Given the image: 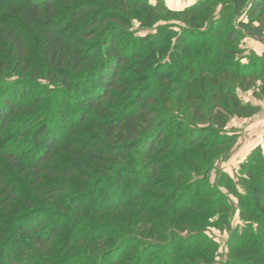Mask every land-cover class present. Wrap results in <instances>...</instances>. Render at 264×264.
Masks as SVG:
<instances>
[{
    "label": "trees",
    "instance_id": "16d2710c",
    "mask_svg": "<svg viewBox=\"0 0 264 264\" xmlns=\"http://www.w3.org/2000/svg\"><path fill=\"white\" fill-rule=\"evenodd\" d=\"M9 1L12 8L18 9H20V4L25 3L24 6L27 9L21 7V12L27 15L31 13L34 18L33 21H37L35 27L39 31L47 63L44 70H38L37 76L40 77V80L48 82V85L37 84V81L30 82V84L19 81L7 82L0 75V137L19 111L32 109L30 106L32 105L30 104L31 101L37 106L42 103L43 99L47 100L48 98L49 109L43 114L41 113L40 116L36 114V116L29 118V122H26L27 124L25 123L24 128H21L23 132L20 130L19 135L26 140V142H23L24 144L16 136L0 138V163L2 160H8L19 166L29 156L31 160H27L26 164L29 165V170L38 179V183H42L40 178L42 174H52L47 164L51 162L59 142L63 140L70 144V138H66V136L75 132L78 126L76 125L77 122L85 123L87 121V110L94 108L97 101L111 98V93L114 90L125 89L122 87L121 82L123 69L126 66H131L133 72L139 75L143 74L148 65H151L150 60L156 55L147 56L148 49L151 47V52L158 48L160 50L164 48L163 50H165L167 49L165 47L168 46V40L177 35L174 32L166 31L169 33L168 35L165 30L162 32L157 30L155 34H148L138 39L131 37L130 41L134 44H131V48L125 49L126 46L123 41L127 36V32L124 26L127 23L123 20L122 13L126 15L127 10L124 8V0H83L74 4L70 2L71 0H66L68 4L73 6L72 10H70L72 25L69 27L68 32H72L75 27L79 29L76 30L77 37L74 40L73 36H66L62 32L65 29L63 24L53 25V20L48 19L55 7V0H23L24 3L21 0ZM215 1L217 0H199L191 7L181 11L168 9L163 0H159L155 5L150 4L148 0H143L141 5L148 15L161 11L172 16L179 15L191 18V27L199 30V32L196 30L198 34L195 35L199 37L196 38L192 34L190 35V41L187 36L183 35L177 38V43L174 46L176 50L173 53L171 50V63L178 65L181 70L187 73L185 75H189L191 80L196 75L209 74V81L214 87L210 95L214 96L213 98L222 99L227 108L228 106L231 107L229 115L249 118L259 113L261 107L252 103H243L238 98V92L234 91L236 88L232 89L230 85L224 86L223 82L219 83L217 81L240 83L237 87L244 92L250 91L253 87V82H264V56L251 53L247 60L248 63L235 58L219 69H213L211 62L217 57V60H222L223 55H232V57L242 55L243 51L238 46L230 47L228 51L225 50V46L221 45L225 39H243L242 31L256 35L259 40L264 42V30L261 29L264 17V0H225L227 3L226 9H222L219 19L215 21L212 19L207 20L208 13L206 9ZM242 11H245V14L247 13L246 16L249 22H240L239 29L236 30L230 20L232 15H239ZM196 21H199L198 24H194ZM152 22L146 25H151ZM256 24L260 26L256 27ZM203 29H206L207 32ZM200 31H204L202 33L205 34L200 33ZM0 37H7L12 40L15 51L19 55L16 59L23 61L28 52L19 34L11 26L0 22ZM206 37L211 39V42ZM90 39H102L103 48L101 52L90 53L91 50L85 51L86 46H84L86 48H82V41ZM160 40H162L161 43ZM212 42L214 43L215 51H212L209 59H205L202 53L209 49V45ZM76 45H80V48H77ZM226 51L228 52L225 53ZM14 53L16 52L13 51ZM5 64H0V73L4 72L5 66L7 67V64ZM20 64L19 67L23 66L22 63ZM71 66L74 67V71H87L79 78L80 80H77L72 85L64 77L66 72L63 70L65 67ZM170 70H162L161 73L156 72L154 74L156 75L155 79L160 81L168 80V75L175 73ZM197 82L196 80L195 83ZM32 88L35 92L28 99V97L26 98V93ZM253 95L257 98L255 92H253ZM263 100L264 96L258 98V101ZM155 103V100L150 97L148 92L137 96L131 104L133 109L130 112H124L114 121L108 123V126L111 127L110 135L115 132L122 135L128 134L129 131L127 133V130L130 127H135L141 121H151L158 113L157 108L152 106ZM50 109H52L53 114L49 113ZM201 115L198 113V119L201 118ZM215 122L219 127H224V123L220 119L217 118ZM38 123L41 126H38L39 130H37L35 135L31 133L30 136H25L29 133L31 127L38 125ZM174 125L175 122L172 127ZM154 128L153 131H156ZM176 129L177 131L172 132L174 133L173 136L166 141L164 148L158 147L165 139L166 132L164 128L161 129L156 141L146 142L143 153L139 154L144 165L136 166L134 178H129L128 176L125 178L129 181V184L131 183V186L129 185L127 189H130V191L134 190L135 199L133 201L136 202V207L138 209L141 208V193L149 189L157 190L155 184L161 176H164L161 171L162 164H172L171 173L164 178L169 179L168 183L158 188L162 194H169V197L167 195L164 196L165 198L159 204L165 203L167 205L161 211L163 214L167 213V215L158 214L159 212H153L151 213L152 215L158 214L160 217L166 220L172 219V221L174 216L181 215L186 223L190 221L199 222L204 213H210L212 217L221 213L220 217L228 219L226 217L228 210H225L228 207L227 200L221 196L217 189L224 187L237 198L239 217L243 222L242 228H236L232 232L229 242L230 258L228 264H264V153L262 149L259 147L253 150L246 161L241 164L236 178L238 183L228 174L219 173L216 180L217 190L209 188L206 194L201 190V185H203L204 181L200 177L193 178L191 176L192 173L188 175L184 173L187 168L197 171L195 165L199 161V151L204 153L201 157L202 159L207 156L205 154L208 153L206 150L208 146H206L207 142H204L203 139L207 136V134L205 135L206 131L197 126L192 127V133H189L187 139H183V141L180 139L175 142L174 137L178 136L177 138H181L183 134V128ZM200 131L203 132L201 135ZM148 134L149 136L151 135L150 133ZM75 135L73 134V136ZM110 135L109 139L111 142L109 143L111 145L107 144V142L101 143L97 139L92 144L85 145L80 154L100 159L121 157L118 154L120 150L113 147L114 138ZM122 139L123 143L125 137ZM232 140L233 138L231 137L222 140L217 138L215 147L218 146L217 144L231 143L233 142ZM27 144L28 148L25 152L24 149L26 148L24 147ZM132 149V147L131 149H126L122 157H126ZM125 160L128 161L129 158ZM122 174L115 178L111 184L105 185L106 190L97 200L100 206H118L117 198H120L122 196L121 193L127 190L121 177H125L124 174L128 175V172L125 171ZM60 175L73 176L74 172L65 170ZM186 181L191 184H185L186 186H184L183 184ZM174 182L180 186V189L172 184ZM183 186L185 188L181 189ZM42 191L45 192L46 197L49 196L52 200L57 192L55 189H49L44 186ZM0 193H2V196L7 197V203L13 202L16 197L15 192L5 182L1 172ZM212 197L217 201H212L207 206L202 207L203 203L208 202L203 199ZM56 206L60 207V211L29 206V209L24 210L17 216L8 208L2 212V217H0V264H20L31 256L29 253L43 254L45 246L51 242L55 235L63 233L64 230L67 231V252H75L81 243L87 244L90 247L89 250L92 248L94 251H96L94 248L96 244L104 246L106 252L99 256V259L97 256H86L83 254L82 256H75L69 262L66 258L50 260L49 258L39 257L35 258L31 264H157L153 260L158 256V253L155 256V254L152 255L151 251L154 248L157 249L159 244H153L152 239L146 240L148 237H153V235L147 237L141 234L139 238L132 240L130 239L133 238L131 235H124L121 232L122 230L128 232L130 229L126 228L122 222H117L122 227V230L119 231V236L122 235V237L119 242L112 244V242L108 241L117 239L119 236L117 232L109 230L107 223L99 222L86 227L85 230V225L79 224L83 217L80 214L83 211L80 208L82 205L74 202L67 212H63V208L58 204ZM145 207L147 211L150 205L148 204ZM144 209V207L143 209L141 208V210ZM73 212L77 213V217L72 214ZM68 217H70V221L71 219L72 221H78L72 226L69 220L67 221ZM93 218L96 219L97 216L94 215ZM210 218L209 216L204 217L205 224L209 225ZM125 219L127 220V218ZM125 219L123 221H126ZM174 223L177 225L176 222ZM215 223V226H218L217 222ZM183 229L178 225L179 231H184ZM164 231L166 232L167 229L164 228ZM197 234L199 236L194 238L193 247L191 248H194L193 250L196 252L200 250L202 254L206 252L204 256L207 264H212L215 246L204 235L202 229L198 230ZM163 235L161 234L163 238L154 239V241L168 243L162 248L167 254V259L160 264H169L170 260L176 261L175 255L172 254V249L174 248L173 246L177 247L179 240L174 238V230L173 233L171 230L170 236L164 233ZM183 261L181 260L176 264H182Z\"/></svg>",
    "mask_w": 264,
    "mask_h": 264
},
{
    "label": "rangeland",
    "instance_id": "374dc122",
    "mask_svg": "<svg viewBox=\"0 0 264 264\" xmlns=\"http://www.w3.org/2000/svg\"><path fill=\"white\" fill-rule=\"evenodd\" d=\"M80 1L83 0H71L70 2L74 4ZM198 1L199 0H163L168 9L172 11H181L182 8L184 10ZM21 2L24 3L23 0H21ZM124 2V8L127 10L126 15L125 13H122V18L127 23V25L124 26V29L127 32V36L123 41V44L126 46L125 49L131 48V44H134L130 41L131 37L138 39L147 36L148 34H155L157 30H161V32L163 30H165V32H174L177 36L168 40V46L165 47L167 48L165 50H163L164 48H161V50L158 48L151 52V47L148 49L147 56H151L152 54L156 55L150 60L151 65H148L143 74L139 75L133 72L131 66H126L123 69L121 82L122 87L125 89L114 90L111 93V98L99 100L96 102L94 108H89L87 110V121L85 123L77 122L76 125L78 126L75 129V132L66 136V138H70V144L63 140L59 142L57 150L53 153L51 162L47 164L51 169L52 174H42L40 177L42 183H38V179L32 174V171L29 170V165L26 164L27 160H31V157L27 156L26 161H22L19 166L14 165L8 160L1 161V175L5 179V182L11 186L16 197L13 202L7 203V197L2 196V193H0V217H2V212L7 208L12 210L15 216H17L24 212V210L29 209V206L51 211H60V207L56 206V204H58L63 208V212H67L72 203L77 202L79 205H82L80 208L83 211H81L80 214L83 215V217L79 224L85 225L84 230L90 225L103 222L107 223L109 230L117 232L119 236V231L122 230V227L117 224V222H122V224L130 230L128 232L122 230L121 232L124 235H131L133 238L130 239L132 240L139 238L141 234L147 237L153 235V237H148L146 240L152 239L153 244H159L157 249L154 248L151 251L152 255L155 254V256H157L156 253H158V256L153 260V262H157V264H160L167 259V254L162 248L168 243L156 242L154 239L163 238V233L170 236L171 230L172 233L174 230V238H178L177 240H179V243H177V247L173 246L174 248L172 249V254L175 255L176 261L170 260L169 264H176L181 260H184L182 264H207L206 257L204 256L206 252L202 254L200 250L196 252L193 250L194 248H191L193 247L194 238L199 236L197 232L200 229L203 230L204 235L215 246L214 261L212 264H228L230 258L229 242L232 232L236 228H242L243 222L239 217L237 198L226 188H217L216 180L219 173L223 172L234 178L236 183H238L236 178L240 171L241 164L246 161L252 151L260 147L264 153V123H262L264 122V112L262 113V103H264V100L258 101L259 97L264 96V82H253L252 89L248 92H244L237 87L240 83L234 84L230 81L218 80L217 82H223L222 84L224 86L230 85L232 89L236 88L234 91L236 93L238 92V98H240L243 103H252L261 107L259 113L249 118L229 115L231 107L228 106L227 108L222 99H216V97L213 98L214 96L210 95V92L214 87H212V83L209 81V74L196 75L191 80L189 75H185L187 73L181 70L178 65L171 63V50L172 53L175 52L176 49L174 46L177 43V38L183 35L187 36L190 41V35L193 34L195 36L198 34L196 33V30L198 29L191 27V18L179 15L172 16L161 11L153 15H148L144 8H142L141 4L143 3V0H124ZM148 2L155 5L159 0H148ZM24 4H20V9H27ZM54 4L55 7L52 10L51 15L48 16V19L53 20V23L51 22L53 25L63 24L65 29H63L62 32L66 36H73L75 40L77 37L76 30L79 29L75 27L72 32H68L69 27L72 25L70 10H72L71 8H73V6L68 4L66 0H55ZM226 4L225 0L212 2L206 9V12L208 13L207 20H218L222 9H226ZM20 9L12 8L9 0H0V22H4L11 26L17 34H19L28 52L23 61L17 60L16 57L19 55H17V51H15L12 40H9L7 37H0V64H7V67H4V72L0 73V75H2L7 82L19 81L21 83L27 82L30 84V82L33 83L37 81V84L47 86L48 82L40 80V77L37 76L38 70H44V68H46L45 64H47L43 43L39 31L35 27L37 21H33L34 18L31 13L28 15L24 14ZM244 12L245 11H242L236 16L232 15L230 21L236 30L239 29L238 26L240 22H249L246 16L247 13L245 14ZM32 21L33 23L31 24ZM149 22H152V24L146 25ZM198 22L199 21H196L194 24H198ZM255 26L258 27L260 25L256 24ZM261 29L264 30V17ZM203 30L207 32L206 29ZM204 31H200V33ZM242 33L244 35L243 39H225L221 44L225 46V50L228 51L230 47L238 46L240 50L243 51L242 55L236 57H232V55H223V59L220 61L217 60L218 57L214 58L211 62L213 69H219L235 58L236 60L241 59L244 63H248L247 60L251 53H255L258 56H264V54L261 53V50L264 49V42L259 40L256 35H251L246 31H242ZM167 34L169 35V33ZM195 37L198 38L199 36L197 35ZM206 39L209 38L206 37ZM101 40H83L82 48L87 47L85 51L87 52L88 50H91L90 53L101 52V49L103 48V41ZM161 42L162 40H160V43ZM209 42H211V39H209ZM76 46L77 48H80V45ZM13 51L16 53L13 54ZM212 51H215L213 42L210 43L209 49L202 53V56L205 59H209ZM20 63H22L23 66L19 67L21 65ZM26 66H30V68ZM63 70L66 72L64 77L69 80L70 85L75 84L77 80H80L79 78L87 72L74 71L73 66L65 67ZM162 70H170L175 73L173 75H168L170 80L160 81L155 79L156 75L154 74L156 72L161 73ZM196 80L198 81L197 83H195ZM33 92H35V90L33 91V88L29 89L26 93V98L28 97L29 99ZM146 92H148L150 97H153L156 102L155 105L152 106L157 108V115L149 122L141 121L135 125V127H130L127 130V133L129 131L128 134L122 135L115 132L110 135L111 127L108 126V123L114 121L124 112H130L133 109L131 104L135 98ZM253 92H255L257 98L254 97ZM198 97L199 99H197ZM48 100V98L47 100L43 99L42 103L37 106L31 101L30 104L32 105L30 106L32 109H29L28 111H19L10 121L8 127L5 128V132L0 138L16 136L20 139V142L24 144L23 142H26V140L22 139L24 137L19 135L20 130L23 132V129L21 128H24L25 123L29 122V118L36 116V114L40 116L41 113L43 114V112L49 109ZM49 113L53 114L52 109H50ZM198 113L202 114L199 119ZM217 118L224 123V127H219L217 125L215 122ZM174 122L175 125L172 127ZM38 126L41 125L38 123V125L31 127L30 130L28 129L29 133L25 136H30L31 133L35 135L37 130H39ZM196 126L204 129L203 131H206L205 135L207 134V136L203 139L204 142H207L206 146L208 147L206 150L208 153H206L205 155L207 156L202 159L201 157L204 153L199 151V161L195 165L197 171L187 168L184 173H186V175L192 173L191 176L193 178L200 177L202 181H204L203 185H201V190L204 193L209 191V188H211V190H215L216 188L219 190L218 192L221 196L227 200L228 207L225 210H228V215H226L228 219L220 217L221 213L215 214L214 217H212V214L210 215V213H204L199 222L190 221L186 223L181 215H177L173 217V221L177 224L175 225L172 219L166 220L165 218L160 217L158 214H163L161 211H163L167 205H165V203H162L161 205L159 204L163 201V198H165L164 196L167 195L169 197V194H162L158 188H161L168 183L169 179L164 178L171 173L172 164L161 165V171L164 176H161L159 181L155 184L157 190L149 189L141 193L140 200L142 203L140 206L142 209L143 207L145 209H138V207H136V202L133 201L135 199L134 190L130 191V189H127L129 185L131 186V183L129 184V181L125 178L127 176L129 178H134L136 172L135 169L137 168L136 166L144 165L139 154L143 153L145 143L154 140L156 141L161 129L164 128L166 132L165 139L158 146L164 148L166 141L173 136L174 133L172 132L177 131L175 128H183L181 138H177L178 136L174 137L175 142H177L180 139L182 141L183 139H187L189 133H192L191 128ZM153 128L156 129V131H153ZM148 133L151 135L149 136ZM201 133L203 132L200 131V135ZM73 134L76 135L73 136ZM109 135L113 136V147L120 150V153L118 154H120L121 157L100 159L94 156L87 157L86 155L80 154L85 145H90L97 139H99L101 143L107 142V144H110L109 142L111 141ZM123 137H125V141L122 143ZM229 137L233 138V142L226 144L221 143L220 145L217 144L218 146L215 147V141H217V138L218 140H222L225 138L229 139ZM131 147L133 149L129 151L126 157H122L124 151L129 148L131 149ZM24 148H26L24 151L27 150L28 144ZM124 158H129V160L126 161ZM65 170L73 171L74 175H60ZM125 171L128 172V175L124 174L125 177H121V179L124 180L123 185L127 190L121 193L122 196L120 198H117L118 206H100L97 200L106 190L105 185L111 184L115 178L123 175L122 173ZM172 184L180 189V186L177 185V183L174 182ZM185 184L191 183L186 181L183 185L186 186ZM43 186L57 190L54 194L55 198L53 200L49 196L46 197L45 192L42 191ZM184 186L181 189H184ZM203 200H207L208 202L203 203L202 207L207 206L212 201H217L213 197L209 199L204 198ZM148 204L150 207H148L146 211L145 206ZM153 212L159 213L157 215H152L151 213ZM72 214L77 217L76 212H73ZM94 215L97 216L96 219L93 218ZM163 215H167V213ZM206 216L211 217L209 219V225L205 224L204 217ZM125 218H127V220ZM69 219L70 217H68L67 221ZM123 219L126 221H123ZM76 221L78 220H69L70 225L73 226ZM215 222H217L218 226H215ZM178 225L182 229L184 228V231H179ZM164 228L167 229L166 232L164 231ZM66 232L67 231L64 230L63 233L55 235L51 242L45 246L43 254H37L35 252L29 253L31 256L20 264H31L35 258L39 257L49 258L50 260L66 258L69 262L75 256H82V254L86 256H97L99 259V256L106 252L104 246L96 244L94 247L96 251H94L92 248L89 250L90 247L84 243H81L75 252H67ZM161 234L163 236H161ZM121 237L122 235L117 239L115 238L108 242L116 244L120 241Z\"/></svg>",
    "mask_w": 264,
    "mask_h": 264
},
{
    "label": "crops",
    "instance_id": "0c3cea01",
    "mask_svg": "<svg viewBox=\"0 0 264 264\" xmlns=\"http://www.w3.org/2000/svg\"><path fill=\"white\" fill-rule=\"evenodd\" d=\"M182 10H183V8H182ZM261 53L264 54V49L261 50ZM262 105H263V108H262V113H263L264 112V103H262ZM262 123H264V122H262Z\"/></svg>",
    "mask_w": 264,
    "mask_h": 264
}]
</instances>
